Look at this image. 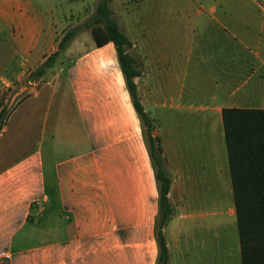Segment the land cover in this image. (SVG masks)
<instances>
[{"label":"crops","instance_id":"1","mask_svg":"<svg viewBox=\"0 0 264 264\" xmlns=\"http://www.w3.org/2000/svg\"><path fill=\"white\" fill-rule=\"evenodd\" d=\"M95 1L90 2L89 14ZM111 1V11L124 15L127 25L121 27L130 33L131 46H140L142 109L150 94L145 78L162 77L164 72L195 77L207 94L201 108L219 119L222 108H264V6L255 0H249L254 3L250 6L197 0L186 8H156L155 27L144 17L138 44L137 27L126 19L127 1L122 0L118 10ZM1 3L0 20L12 44L0 64V77H19L21 67L32 70L56 50L54 33L62 27L58 18H38L31 2ZM163 14L185 15L183 40L176 39L174 23L170 38L160 36ZM114 54L107 42L64 56L71 64L54 71L12 110L17 116L13 129L27 144L24 153L0 167V264H156L153 170L143 127L113 63ZM163 89L164 83H158L156 91ZM25 102L27 110L22 107ZM154 131L171 179L168 198L175 213L211 185V176L207 178L205 162L195 170L181 154L191 148L186 144L189 137ZM16 145L0 147V158ZM225 214L234 216L232 203ZM192 217L178 212L167 221L168 264H212L215 249L226 253V237L215 239L211 222ZM234 222V248L239 252L235 216ZM34 232L45 240L25 245Z\"/></svg>","mask_w":264,"mask_h":264},{"label":"rangeland","instance_id":"2","mask_svg":"<svg viewBox=\"0 0 264 264\" xmlns=\"http://www.w3.org/2000/svg\"><path fill=\"white\" fill-rule=\"evenodd\" d=\"M3 0H0L2 4ZM31 2L33 5L36 16L47 21L50 17L59 19L58 22L62 27L57 30V34L54 33V46L57 50V44L61 35L67 29L82 23L90 14V2L92 0H84L86 4L83 5V0H25ZM127 1L125 8L127 9V20H132L137 27L136 30V42L139 44L140 39V27L142 25V19L148 22L150 26L154 25L158 20L157 14L154 9L156 8H167L171 6L188 7L195 6L197 0H124ZM221 4L229 5H253L252 1L249 0H218ZM228 1V2H227ZM258 5L264 6V0H255ZM112 2V1H111ZM122 0H115L113 3V9L118 10L121 6ZM94 5V4H93ZM112 7V6H111ZM93 11V6H92ZM63 12V17L61 13ZM112 16L117 22L118 26L124 32L121 26L126 24L122 19L121 14L112 12ZM161 16V15H159ZM164 16V23L162 24V30L160 36L165 38L171 37L172 23L175 24L176 39L183 40L185 38L186 30L184 29L185 15L177 18ZM118 18L122 19L119 20ZM61 19V20H60ZM131 23V22H129ZM132 25V24H130ZM155 29V28H154ZM135 33V31H134ZM124 34L130 38L129 32ZM135 35V34H134ZM12 40L8 36L7 28L2 20H0V64L10 54ZM92 39L88 28H83L78 32L67 44L61 49L55 59L52 61L51 66L45 69L42 75L37 78H30L29 66H23L22 74L19 77H0V109L5 108L4 122L1 127L5 128V132L1 131L2 137L0 138V147L4 148L8 144H17L14 150L4 157L0 158V167L5 163L9 162L13 158L18 157L20 154L26 151V147L19 134L16 135L14 119L12 110L23 103L30 95H32L36 88H38L42 82L50 79L51 74L59 69L60 67H68L71 62L67 61L64 56L74 57L80 55L84 51H88L92 48ZM205 49L200 52H204ZM135 59V68L139 71V75L133 77V81L138 92L139 101L141 94V70L142 62L140 57V46L134 45L125 49ZM229 49L226 50V52ZM235 51V50H231ZM63 56L59 60L58 56ZM113 63L117 65L115 54L113 57ZM119 69V67H118ZM123 78V77H122ZM147 88H149L150 94L143 99V111L149 117L150 124L154 128L164 129L170 131L179 136H186L189 140L188 144L191 148H184L182 153H185V159L187 162L190 161L196 170L197 164L205 162L207 168V178L211 176V185H207L206 189L195 191L196 194L193 198H190V202L183 206V210L175 209V213L171 216L174 217L178 212H182L185 215H193V221L197 219H204L212 223L213 230L212 234L215 239L225 238L227 245L225 247L226 253H217L213 251V263H224V264H240L238 249L234 248V216L227 217L225 209L232 203L231 187L229 182V174L226 160V152L223 142L222 128L220 119L217 114H213L212 111L201 108L204 106V99L206 97L205 89L200 84H197L195 77L192 76H170L168 72H164L162 77H156L150 75L145 78ZM158 83H164V89L162 93L157 92ZM194 84L196 87H193ZM164 92V94H163ZM159 93V94H158ZM172 96L173 100L170 101L168 96ZM165 98V99H163ZM165 100V104L162 106L161 102ZM22 107L26 108V102L22 104ZM27 110V108H26ZM139 120V119H138ZM154 128L150 131L152 135H155ZM141 134L143 139L142 128ZM24 128L19 130V133H23ZM27 134V131H26ZM187 145V146H188ZM29 146V145H28ZM2 153L0 152V155ZM183 159L182 156H180ZM47 161V159H46ZM227 177V181L224 177ZM209 182V179H207ZM197 194H200L197 196ZM172 205V203H171ZM173 209V206H172ZM191 217V216H190ZM25 239V245H32L45 240L43 235L34 232ZM223 250V248H219ZM209 250L207 255H209ZM225 254V255H224ZM206 255V256H207ZM212 255V253H211ZM206 261H209L207 257ZM212 263V264H213Z\"/></svg>","mask_w":264,"mask_h":264},{"label":"trees","instance_id":"3","mask_svg":"<svg viewBox=\"0 0 264 264\" xmlns=\"http://www.w3.org/2000/svg\"><path fill=\"white\" fill-rule=\"evenodd\" d=\"M111 0H96L92 13L61 35L57 50L50 53L28 75L37 78L66 44L83 28H88L95 47L111 42L124 86L142 125L146 148L157 192V213L153 236L156 242V264H168L164 227L172 214L168 198L170 176L165 167L159 139L139 102L133 77L139 75L135 59L125 51L131 42L118 26L110 9ZM5 108L0 109V129ZM220 121L230 179L232 204L236 221L240 264H264V108H222Z\"/></svg>","mask_w":264,"mask_h":264}]
</instances>
